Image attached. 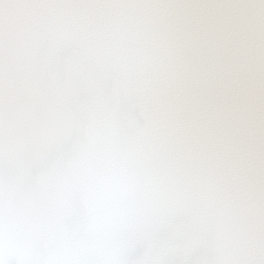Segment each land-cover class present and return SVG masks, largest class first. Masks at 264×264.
<instances>
[{"label": "snow or ice", "instance_id": "6c2138e0", "mask_svg": "<svg viewBox=\"0 0 264 264\" xmlns=\"http://www.w3.org/2000/svg\"><path fill=\"white\" fill-rule=\"evenodd\" d=\"M0 264H264V0H0Z\"/></svg>", "mask_w": 264, "mask_h": 264}]
</instances>
